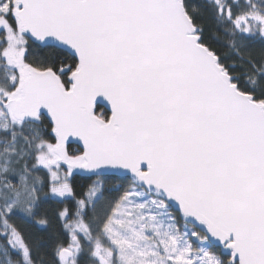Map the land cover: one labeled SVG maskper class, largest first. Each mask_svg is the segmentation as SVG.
I'll return each instance as SVG.
<instances>
[{
    "label": "water",
    "instance_id": "95a60500",
    "mask_svg": "<svg viewBox=\"0 0 264 264\" xmlns=\"http://www.w3.org/2000/svg\"><path fill=\"white\" fill-rule=\"evenodd\" d=\"M11 17L77 61L68 87L25 65L8 100L15 120L46 117L75 174L128 178L225 246L229 264H264V103L199 42L183 0H12Z\"/></svg>",
    "mask_w": 264,
    "mask_h": 264
},
{
    "label": "rangeland",
    "instance_id": "374dc122",
    "mask_svg": "<svg viewBox=\"0 0 264 264\" xmlns=\"http://www.w3.org/2000/svg\"><path fill=\"white\" fill-rule=\"evenodd\" d=\"M218 14L231 20L245 37L264 38L263 0H206ZM230 2V6L227 5ZM11 0L0 2V264H15L9 251L26 255L19 234L6 222L9 214L28 217V207L36 200L43 177L51 183L48 195L71 197L68 172L52 148L54 141L29 135L25 123L11 115L8 99L24 68L25 38L5 19ZM12 10V9H11ZM11 87V88H10ZM23 159V162H22ZM100 183L95 181L81 204L73 223L66 225L72 245L60 251L63 264H76L82 242L90 245L94 264H229L226 248L213 247L205 234L184 222L164 200L131 185L117 203L100 239H93L81 214L98 199Z\"/></svg>",
    "mask_w": 264,
    "mask_h": 264
},
{
    "label": "trees",
    "instance_id": "16d2710c",
    "mask_svg": "<svg viewBox=\"0 0 264 264\" xmlns=\"http://www.w3.org/2000/svg\"><path fill=\"white\" fill-rule=\"evenodd\" d=\"M183 5L193 25L198 28L199 42L216 55L219 65L232 77L238 90L264 103V38L257 33L254 37L239 34L232 21L221 17L217 7L206 0H183ZM227 5L232 9L230 2ZM9 10L5 19L15 28L11 8ZM25 40L24 63L39 70H54L68 87L67 78L77 66L76 59L57 47L41 46L27 38ZM96 112L104 120L109 118V112L101 106H97ZM24 126L28 127L30 137L35 134L37 139L41 137L54 141L46 117L41 116L38 121L25 123ZM80 153L78 147L68 146L70 157ZM60 168L68 172L71 197L56 199L49 196L51 183L49 178L43 177V183L36 192V200L27 209L31 212L29 216L14 213L6 217L7 224L21 237L26 251L24 256L9 251V257L15 264H63L60 251L72 245L66 225L76 220L81 204L87 201L88 191L95 181L101 185L99 197L85 207L81 217L92 238H102L103 229L113 210L132 185L128 178L111 175L82 177L65 165L60 164ZM82 247L76 264H94L90 245L82 242ZM221 256L223 259L227 257L226 254Z\"/></svg>",
    "mask_w": 264,
    "mask_h": 264
},
{
    "label": "bare ground",
    "instance_id": "6f19581e",
    "mask_svg": "<svg viewBox=\"0 0 264 264\" xmlns=\"http://www.w3.org/2000/svg\"><path fill=\"white\" fill-rule=\"evenodd\" d=\"M211 1H213L215 4H217V5H218V2H217L216 0H211Z\"/></svg>",
    "mask_w": 264,
    "mask_h": 264
},
{
    "label": "flooded vegetation",
    "instance_id": "af4514ba",
    "mask_svg": "<svg viewBox=\"0 0 264 264\" xmlns=\"http://www.w3.org/2000/svg\"><path fill=\"white\" fill-rule=\"evenodd\" d=\"M13 90H14V89H13ZM13 90H12V91H13ZM25 123H27V122H25Z\"/></svg>",
    "mask_w": 264,
    "mask_h": 264
}]
</instances>
